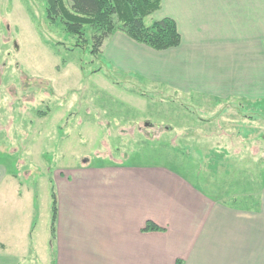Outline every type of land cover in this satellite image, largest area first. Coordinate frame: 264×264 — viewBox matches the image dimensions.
Instances as JSON below:
<instances>
[{
	"label": "crops",
	"instance_id": "obj_1",
	"mask_svg": "<svg viewBox=\"0 0 264 264\" xmlns=\"http://www.w3.org/2000/svg\"><path fill=\"white\" fill-rule=\"evenodd\" d=\"M157 16L175 22L179 47L155 51L116 32L104 44L105 61L172 81L166 86L177 95L213 100L206 122L218 124L206 137L232 138L237 144L224 152L262 163L264 0H162ZM55 177L54 264H264V178L249 183L253 192L223 195L211 177L212 192L161 165L85 164ZM17 179L0 162V194L8 187L31 209L37 196ZM148 223L162 231L145 232Z\"/></svg>",
	"mask_w": 264,
	"mask_h": 264
},
{
	"label": "rangeland",
	"instance_id": "obj_2",
	"mask_svg": "<svg viewBox=\"0 0 264 264\" xmlns=\"http://www.w3.org/2000/svg\"><path fill=\"white\" fill-rule=\"evenodd\" d=\"M46 8L47 0H0V162L18 174L14 185L37 196L30 209L2 187L5 264H54L52 190L59 170L161 165L210 191L214 182L223 195L253 192L249 183L256 187L264 178V160L254 164L252 155L242 160L224 152L237 144L232 138L206 137L218 124L206 122L213 100L177 95L166 86L172 81L119 71L103 48L92 52L90 30L83 40L71 36L62 22L48 20ZM157 20L156 12L146 23Z\"/></svg>",
	"mask_w": 264,
	"mask_h": 264
},
{
	"label": "trees",
	"instance_id": "obj_3",
	"mask_svg": "<svg viewBox=\"0 0 264 264\" xmlns=\"http://www.w3.org/2000/svg\"><path fill=\"white\" fill-rule=\"evenodd\" d=\"M162 0H47L49 21L62 22L66 32L84 39L91 31L92 52L100 54L108 38L122 32L134 42L155 51H166L181 45V36L172 19L165 18L147 25L146 19L161 9ZM86 42V41H84ZM80 46V45H78ZM52 239L56 237L57 193L52 190ZM145 232L162 229L148 223ZM178 264H182L180 261Z\"/></svg>",
	"mask_w": 264,
	"mask_h": 264
}]
</instances>
